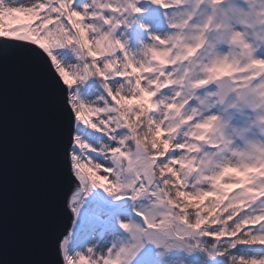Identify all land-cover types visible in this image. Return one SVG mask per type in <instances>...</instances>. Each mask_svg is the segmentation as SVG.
Instances as JSON below:
<instances>
[{
  "label": "snow or ice",
  "instance_id": "1",
  "mask_svg": "<svg viewBox=\"0 0 264 264\" xmlns=\"http://www.w3.org/2000/svg\"><path fill=\"white\" fill-rule=\"evenodd\" d=\"M17 61L73 186L53 264H264V0H0Z\"/></svg>",
  "mask_w": 264,
  "mask_h": 264
},
{
  "label": "water",
  "instance_id": "2",
  "mask_svg": "<svg viewBox=\"0 0 264 264\" xmlns=\"http://www.w3.org/2000/svg\"><path fill=\"white\" fill-rule=\"evenodd\" d=\"M58 129L42 72L0 67V264H53L55 238L71 226Z\"/></svg>",
  "mask_w": 264,
  "mask_h": 264
},
{
  "label": "rangeland",
  "instance_id": "3",
  "mask_svg": "<svg viewBox=\"0 0 264 264\" xmlns=\"http://www.w3.org/2000/svg\"><path fill=\"white\" fill-rule=\"evenodd\" d=\"M152 15H153V19L158 21V19H159V15H158V13H153ZM19 19H20V21H21L22 23H25V24L28 23L26 20H24L23 17H20ZM5 23H8V21H5ZM228 191H229V193L231 194V192L234 191V190H233V189H229Z\"/></svg>",
  "mask_w": 264,
  "mask_h": 264
}]
</instances>
